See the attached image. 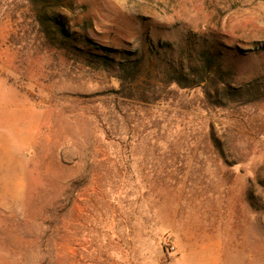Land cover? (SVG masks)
Wrapping results in <instances>:
<instances>
[{
  "label": "rangeland",
  "instance_id": "obj_1",
  "mask_svg": "<svg viewBox=\"0 0 264 264\" xmlns=\"http://www.w3.org/2000/svg\"><path fill=\"white\" fill-rule=\"evenodd\" d=\"M0 264H264V0H0Z\"/></svg>",
  "mask_w": 264,
  "mask_h": 264
},
{
  "label": "trees",
  "instance_id": "obj_2",
  "mask_svg": "<svg viewBox=\"0 0 264 264\" xmlns=\"http://www.w3.org/2000/svg\"><path fill=\"white\" fill-rule=\"evenodd\" d=\"M205 71H208L209 69H211L214 65L213 59L212 58H206L205 59Z\"/></svg>",
  "mask_w": 264,
  "mask_h": 264
}]
</instances>
